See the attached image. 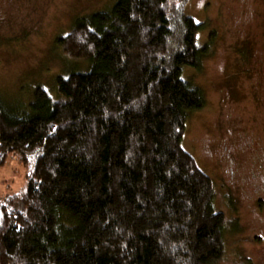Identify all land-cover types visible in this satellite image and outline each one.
<instances>
[{
  "label": "trees",
  "instance_id": "trees-1",
  "mask_svg": "<svg viewBox=\"0 0 264 264\" xmlns=\"http://www.w3.org/2000/svg\"><path fill=\"white\" fill-rule=\"evenodd\" d=\"M189 1L118 0L77 18L57 42L86 67L55 75L56 96L37 87L26 115L0 96V166L34 158L25 190L0 198V264L224 258L217 181L183 146L206 106L183 73L209 54Z\"/></svg>",
  "mask_w": 264,
  "mask_h": 264
},
{
  "label": "rangeland",
  "instance_id": "rangeland-1",
  "mask_svg": "<svg viewBox=\"0 0 264 264\" xmlns=\"http://www.w3.org/2000/svg\"><path fill=\"white\" fill-rule=\"evenodd\" d=\"M118 0H0V96L26 115L37 87L56 96L55 75L74 63L58 46L77 18L111 10ZM187 13L204 28L198 85L206 106L189 117L184 148L217 181L216 208L230 223L218 264H264V0H190ZM213 37H212V35ZM211 35V36H210ZM54 86V87H53ZM34 158L8 156L0 166V198L27 187Z\"/></svg>",
  "mask_w": 264,
  "mask_h": 264
}]
</instances>
